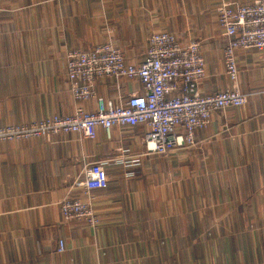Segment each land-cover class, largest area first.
I'll use <instances>...</instances> for the list:
<instances>
[{
	"label": "crops",
	"instance_id": "0c3cea01",
	"mask_svg": "<svg viewBox=\"0 0 264 264\" xmlns=\"http://www.w3.org/2000/svg\"><path fill=\"white\" fill-rule=\"evenodd\" d=\"M220 1L0 0V126L69 114L79 103L94 110L96 96L116 103L143 93L137 78L102 76L95 96L75 101L66 50L110 41L139 64L157 30L197 39L205 59L198 90H223ZM236 59L248 102L214 111L191 147L166 156L145 154L142 124L109 134L98 126L90 139L1 141L0 264H264V52L240 49ZM93 161L104 162L109 183L86 194ZM65 196L90 200L98 225L64 220Z\"/></svg>",
	"mask_w": 264,
	"mask_h": 264
},
{
	"label": "built area",
	"instance_id": "2783aa9c",
	"mask_svg": "<svg viewBox=\"0 0 264 264\" xmlns=\"http://www.w3.org/2000/svg\"><path fill=\"white\" fill-rule=\"evenodd\" d=\"M215 12L225 38L222 60L229 85L223 90L210 93L198 90V83L205 76L199 41L192 38L184 42L166 30L148 35L146 54L139 64L126 63L122 51L110 41L86 50L70 48L66 50V75L75 101L95 96L94 84L102 76L137 78L143 85V93H132L116 103L96 96L94 110H86L79 103L69 114L55 113L28 122L3 124L0 142L72 133L90 139L95 137L98 126L109 134L114 125L142 124L146 128L145 154L166 156L175 149L191 147L194 133L208 125L214 111L240 107L249 100V94L239 89L236 51L264 52V0L246 4L221 0ZM103 163L93 161L86 166L82 182L86 194L108 186ZM60 210L64 220H82L91 227L98 225L90 200L65 196L60 200ZM64 249V241L59 240L58 251Z\"/></svg>",
	"mask_w": 264,
	"mask_h": 264
}]
</instances>
